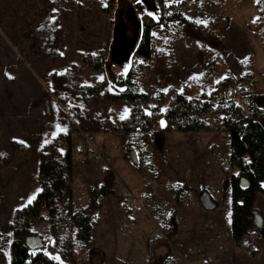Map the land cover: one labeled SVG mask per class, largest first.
Wrapping results in <instances>:
<instances>
[{
	"label": "rangeland",
	"instance_id": "rangeland-1",
	"mask_svg": "<svg viewBox=\"0 0 264 264\" xmlns=\"http://www.w3.org/2000/svg\"><path fill=\"white\" fill-rule=\"evenodd\" d=\"M165 1L181 2L182 14L154 32L153 58L137 75L147 105L161 98L165 110L175 90L209 93L229 73L253 74L264 91V17L255 0ZM138 2L158 12L156 0ZM134 8L132 0H0V264L10 263L15 210L40 191L41 152L67 134L73 196L60 203L55 227L32 225L34 252L59 264H264V193L249 234L232 238L237 171L225 132H167L162 116L126 129L132 110L114 93L131 62L142 61L126 55L141 26ZM121 19L132 26L126 33H118ZM97 57L101 69L90 64ZM257 104L264 111V94ZM258 120L264 125V115ZM80 213L91 233L67 254Z\"/></svg>",
	"mask_w": 264,
	"mask_h": 264
},
{
	"label": "trees",
	"instance_id": "trees-1",
	"mask_svg": "<svg viewBox=\"0 0 264 264\" xmlns=\"http://www.w3.org/2000/svg\"><path fill=\"white\" fill-rule=\"evenodd\" d=\"M158 12H145L142 3L132 0L135 14L132 18L137 24L139 33L135 37L134 48L131 46L126 55L138 56L141 62L133 60L124 75L118 78L116 98L122 99L131 108V125L127 130L136 129L147 119L149 126L159 117H163V130L176 132L222 131L229 140L230 162L236 173L231 177L233 215L231 222L232 238L239 243L254 226V208L257 192L264 193V125L258 120L264 111L257 100L264 94L256 76L248 73L237 77L229 73L209 93L187 96L175 90L169 105L162 110L163 99L159 98L154 106L146 104L145 93L140 90L137 75L154 55V32L166 31L172 21L181 18V2L167 4L165 0H156ZM252 1V0H251ZM256 1L261 15L264 17V0ZM141 13V15H140ZM138 14V15H137ZM139 16V17H138ZM138 17V18H137ZM131 24L121 19L117 29L126 33ZM125 55V56H126ZM95 69H101L103 58L89 60ZM240 86L233 93L232 86ZM97 92L98 87L90 89ZM238 95L244 103L238 101ZM144 105V106H143ZM149 108V113L146 109ZM147 130V129H146ZM73 149L71 134L55 138L48 150L41 152V160L37 181L40 191L25 206L15 210L10 228L12 241L10 245L11 259L9 264H59L43 251L34 252L27 242L32 225L50 221L53 226L60 221L59 205L73 196L71 177L73 171ZM84 213L76 214L74 220L78 224L76 241L65 239L66 252L69 254L73 244L81 245L89 238L91 223Z\"/></svg>",
	"mask_w": 264,
	"mask_h": 264
},
{
	"label": "water",
	"instance_id": "water-1",
	"mask_svg": "<svg viewBox=\"0 0 264 264\" xmlns=\"http://www.w3.org/2000/svg\"><path fill=\"white\" fill-rule=\"evenodd\" d=\"M129 155H130L131 160H132L134 163H137L136 156H135V153H134L133 150L130 151ZM203 203H204V205H205L206 207H208V208L211 207V204L208 203L206 200H203Z\"/></svg>",
	"mask_w": 264,
	"mask_h": 264
},
{
	"label": "snow or ice",
	"instance_id": "snow-or-ice-1",
	"mask_svg": "<svg viewBox=\"0 0 264 264\" xmlns=\"http://www.w3.org/2000/svg\"><path fill=\"white\" fill-rule=\"evenodd\" d=\"M257 2H259V0H257ZM150 15H152L151 13H150ZM54 19V18H53ZM199 23H204V24H206L207 22L206 21H198ZM10 75V74H9ZM128 110L127 109H125V112H127ZM125 117L124 116H121V119H124ZM163 123V122H162ZM0 155H3L2 153H0ZM57 259H58V257H57Z\"/></svg>",
	"mask_w": 264,
	"mask_h": 264
}]
</instances>
